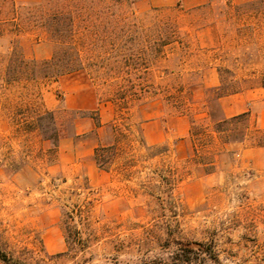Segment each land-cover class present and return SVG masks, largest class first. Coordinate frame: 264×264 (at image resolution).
<instances>
[{
  "label": "rangeland",
  "instance_id": "1",
  "mask_svg": "<svg viewBox=\"0 0 264 264\" xmlns=\"http://www.w3.org/2000/svg\"><path fill=\"white\" fill-rule=\"evenodd\" d=\"M55 29L73 34L85 69L21 73L14 53L49 59ZM221 78L237 80L264 127V0H0V252L12 258L0 264H264V147L224 144L213 171L190 166L169 194L153 172L184 159L189 117L204 116ZM44 108L46 133L55 122L64 133L55 158L34 124ZM113 122L134 159L128 178L93 157ZM140 138L169 152L141 156ZM87 196L77 226L91 258L54 256L66 250L63 207Z\"/></svg>",
  "mask_w": 264,
  "mask_h": 264
},
{
  "label": "trees",
  "instance_id": "2",
  "mask_svg": "<svg viewBox=\"0 0 264 264\" xmlns=\"http://www.w3.org/2000/svg\"><path fill=\"white\" fill-rule=\"evenodd\" d=\"M55 41V50L49 59L36 60L26 59L24 56L16 55L12 58L21 63L23 70L30 78H50L57 80L61 75L73 74L82 72L86 65L83 61L79 50L73 43V34L71 32H60L53 30L50 32ZM95 65V62H91ZM89 65V62H87ZM237 80H225L221 78L218 85L208 88L207 94L203 101L204 116L196 118L189 117L188 131L185 138L186 154L182 161L175 163H162L160 167L153 170L156 181L163 187L168 194L176 184L182 181L191 172L190 166H201L206 172H211L215 169V157L220 152V146L232 142L250 141L252 146L264 147V128L257 125L256 121L251 119L248 111L241 112L231 116H223L213 102H218L220 96L237 92L240 87L235 86ZM264 87V83L261 84ZM183 105V104H180ZM95 111V110H94ZM185 112L186 109L180 110ZM54 112L44 108L34 117V124L43 133L44 141H47L52 146L54 158L57 155L58 142L63 136V129L57 126H52V133H46L47 128L45 121L55 119ZM95 125L99 126L98 117H95ZM110 128L114 131L113 139L110 143L100 144L94 147L93 157L99 168L103 170H111L112 165L120 162L117 166V171L124 178H128L132 170L129 168V163L134 161L133 157L127 156L122 149L120 132L116 131V124L111 123ZM140 145L145 149L144 155L149 158H157L163 160L169 152L166 144L147 145L142 138L139 139ZM92 190L87 189L86 194ZM76 195L79 194L76 190L71 191ZM170 196V195H169ZM93 198V197H92ZM92 198H84V204H73L69 208L63 207L62 229L65 234L66 250L56 253L54 256H60L66 253L76 254L82 253V262L91 258V254L87 250L90 246L91 238L87 233L82 235L81 229L77 223H87L89 206ZM77 220V222L75 221ZM180 246L183 243L178 242ZM182 249V248H181ZM0 258L5 261H10L12 258L6 253L0 252Z\"/></svg>",
  "mask_w": 264,
  "mask_h": 264
},
{
  "label": "crops",
  "instance_id": "3",
  "mask_svg": "<svg viewBox=\"0 0 264 264\" xmlns=\"http://www.w3.org/2000/svg\"><path fill=\"white\" fill-rule=\"evenodd\" d=\"M74 74H67V76L71 77ZM83 83H86V82H83ZM249 98H250V96L245 94L243 91H241V92L237 91V92H233V93H230V94H226V95L220 96L218 98V102L217 103L220 105L221 115H223V116H231V115H235V114H238V113H241V112L248 111L247 107H245V103L249 100ZM236 101L238 102L237 105L241 106V109H238V110L233 111V112H228L227 111L228 110V106L231 105V107H233V105H236ZM257 125L262 127V128H264L263 126L259 125L258 123H257ZM187 131H188V129H187ZM256 147H259V146H256Z\"/></svg>",
  "mask_w": 264,
  "mask_h": 264
}]
</instances>
